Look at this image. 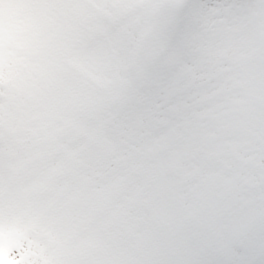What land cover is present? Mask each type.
<instances>
[{
	"label": "snow or ice",
	"instance_id": "1",
	"mask_svg": "<svg viewBox=\"0 0 264 264\" xmlns=\"http://www.w3.org/2000/svg\"><path fill=\"white\" fill-rule=\"evenodd\" d=\"M0 264H264V0H0Z\"/></svg>",
	"mask_w": 264,
	"mask_h": 264
}]
</instances>
